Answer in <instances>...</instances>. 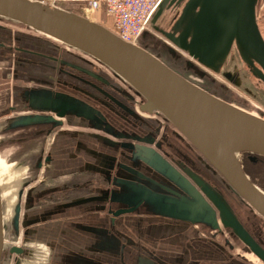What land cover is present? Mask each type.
Masks as SVG:
<instances>
[{
    "label": "water",
    "instance_id": "obj_1",
    "mask_svg": "<svg viewBox=\"0 0 264 264\" xmlns=\"http://www.w3.org/2000/svg\"><path fill=\"white\" fill-rule=\"evenodd\" d=\"M168 1L131 44L71 1L0 0L2 78L21 83L3 115L23 112L3 133L67 126L57 142L72 133L74 161L58 169L57 149L49 171L43 149L33 163L42 185L24 195L33 180L22 182L9 226L0 189V264H264V191L240 162L264 157V118L207 72L220 74L235 48L264 79L259 0H186L165 31ZM72 173L91 176L88 195L39 204L66 191L49 180ZM101 230L98 243L120 237L134 255L105 254Z\"/></svg>",
    "mask_w": 264,
    "mask_h": 264
},
{
    "label": "rangeland",
    "instance_id": "obj_2",
    "mask_svg": "<svg viewBox=\"0 0 264 264\" xmlns=\"http://www.w3.org/2000/svg\"><path fill=\"white\" fill-rule=\"evenodd\" d=\"M68 7L76 11L77 13L83 14L84 16H85L84 13L87 12L88 10L95 11V9H92L90 6L84 3L80 5L68 3ZM174 16H175L174 11L173 12L166 11L162 15V17H160V19L158 20L157 26L165 31H168ZM261 18L264 20V15H261ZM89 19L104 26L105 28L115 33L113 23L106 16L103 8L98 9V12L94 14V17H90ZM157 36H159L160 38H164L160 36L159 34H157ZM236 59H237V56L235 55L234 60ZM238 62L242 64V61L241 59H239V57H238ZM240 70L242 71L240 72V74L242 75L238 74L239 78L241 79V84L239 87H235L234 85L228 83L224 78H222L221 76H218L219 74L210 72L208 70L207 72L210 74V77L213 79L214 83L218 82V84L226 88L228 93H232V96L229 95V97L231 98V101L234 105H236L237 107L249 113L255 114L257 116L262 114V117L264 118V85L260 83L256 78L252 77L248 69L245 66H240ZM1 72L2 70L0 69V97L1 96L5 97V99L3 101H0V108H2V106L4 107L7 105V104L6 105L3 104L5 100H6V103H8L11 106L10 91L11 89L15 90V88L21 85V83H16L14 81L9 82L6 78L3 79L2 78L3 75ZM213 86H216V85H213ZM22 114L23 112L21 111V113L19 112V114H16V115L11 114V113L8 115H3V114L0 115V189L2 192V199L4 203V208H5L4 209V220H6L5 218H7L8 214L10 213L9 209L11 208V206L15 207V205L18 202V197L22 189L21 187L22 182H24L25 180H33V178L35 177L36 170L35 168H33V163H35L41 151L45 149V153H43L42 156L44 157L51 156L52 162H54V151L57 149L60 150V146L64 147L65 141H67L68 137L72 136V133L68 132V134L64 136V138H62L61 142L59 143L57 142V138L59 136H62V134L60 135V133L65 129H69L67 126H65V128H62L59 135L56 136L55 140L53 141L52 146L50 147L51 149H49L48 145L51 140V137L56 131L60 130L59 128H56L55 130H53L51 134L48 136V138L45 132L48 131L49 127H44V126L29 128L26 130H20L16 132H7L6 134H4L3 133L4 128H7V126L1 127V124L7 119V117H10V116L15 117V116H20ZM40 132L42 133L41 135L38 136L37 134ZM26 134H29V135H26ZM31 136L32 138L33 137H37V138L32 141L28 140V138H30ZM21 138H24L21 140L24 143L18 141ZM11 141H14L13 144L11 143ZM45 142H46V145H45ZM50 152H53V154H51ZM27 157L29 158L27 160L28 165L27 166L25 165L26 166L25 168H17L18 165H21V163L25 162ZM56 158L58 160L61 159L59 155H57ZM54 166L55 165H53L51 168H53ZM42 172L44 171L42 170ZM261 174L264 176V172H261ZM47 175L50 176V174H47ZM54 179L56 178L49 180L46 184H49ZM37 185L41 186L42 184L39 183V181H37L33 185H30L27 188V191H24L25 192L24 195H27V193L30 192V189L33 187L35 188ZM51 188H54V187H51ZM37 190L35 192H37ZM25 197L26 196H24V199ZM44 200H45L44 202H40V203L38 202V203L39 204H44V203L53 204L54 203V202H46L47 200H50L48 198ZM22 239L21 238L19 239L21 243H23Z\"/></svg>",
    "mask_w": 264,
    "mask_h": 264
},
{
    "label": "flooded vegetation",
    "instance_id": "obj_3",
    "mask_svg": "<svg viewBox=\"0 0 264 264\" xmlns=\"http://www.w3.org/2000/svg\"><path fill=\"white\" fill-rule=\"evenodd\" d=\"M185 1L186 0H169L168 1V4L165 10L163 11L162 15L166 11L175 12V16L171 22V25L168 31H170L172 27L174 26V23L176 22V19L178 18L181 12V7ZM162 15L160 17H162ZM261 15H264V0H259L257 7H256L257 25L264 39V20L261 18ZM235 55L237 56L236 60H234ZM238 57H239L238 52L234 48L231 54L229 55L228 59L226 60L224 66L222 67L221 73L218 75L224 78L228 83L234 85L235 87H239L241 84V79L238 76V74L242 75L240 74V72H242L240 70V66H245L247 68V66L243 63L242 60H241L242 64L238 62ZM248 71L252 77L256 78L249 69ZM262 76L264 77V74H262ZM256 79L264 85V79L263 80H260L258 78ZM13 92L14 90L11 89L10 91L11 104L13 103V98H14ZM4 99L5 97H2V96L0 97V101H3ZM3 104L8 105V103H6V100L5 102H3ZM6 111H7L6 106L4 107L2 106V108H0V115L6 114L7 113ZM240 162H241V165L243 167L245 174L248 176L250 181L254 185H256L257 187H259L260 189L264 191V176L261 174V172H264V166L261 165L262 163H264V159H262V157H258L257 155H252V154L247 153L246 155L242 154L240 156ZM89 180H91V176L85 173H72L69 175H63V176L57 177L56 179L52 180L49 184H46V187L50 189H52L51 187H54V188L62 187V189H66V191H62L58 194H53L51 199L47 200L46 202L56 203V202L67 201L70 199L88 195L89 190L85 188L82 185V183H86Z\"/></svg>",
    "mask_w": 264,
    "mask_h": 264
},
{
    "label": "built area",
    "instance_id": "obj_4",
    "mask_svg": "<svg viewBox=\"0 0 264 264\" xmlns=\"http://www.w3.org/2000/svg\"><path fill=\"white\" fill-rule=\"evenodd\" d=\"M53 3L70 0H43ZM82 1L92 9L103 8L112 21L115 34L126 43H135L152 30V20L164 0H73Z\"/></svg>",
    "mask_w": 264,
    "mask_h": 264
},
{
    "label": "crops",
    "instance_id": "obj_5",
    "mask_svg": "<svg viewBox=\"0 0 264 264\" xmlns=\"http://www.w3.org/2000/svg\"><path fill=\"white\" fill-rule=\"evenodd\" d=\"M70 1L73 2L74 4H77V5L83 4L82 1H80V2L79 1H73V0H70ZM96 12H98V9H95V11H93V14H92L91 17H94V14ZM58 132H60V130L56 131L53 134V136L51 137V140H50L49 145H48L49 149H51L50 147L52 146L53 141L55 140L56 136H58L57 135ZM60 150L63 152L64 158H65V156L67 158V161H66L67 164L65 166L59 167L60 163L54 161V162L51 163V165H49L50 166V167H48L49 171H51V167L53 165L59 167L58 169H61L62 167H67V166L73 164L74 161L70 160L68 158V155L71 156L72 153H73L72 149L69 146H64V147L60 146ZM31 185H33V183ZM13 211H14V206H11V208L9 209L10 213L8 214V216L6 218V222H7L8 226H9V224H10L12 218H13V214H14ZM105 230H107V229H105ZM105 230L98 231L96 234L93 235V238L95 240V244H94L95 246L98 245V247L107 255H112V254H117V255H122V256L134 255V254H129V253L133 252V250H127L126 248H122V245L128 246V244H125L127 241H125V240L123 241L122 239H120V237L115 239L117 243L112 249H111L110 246L107 245V243H104L102 245L100 243H98L97 241L100 239L101 234ZM37 250H38V260L37 261L41 262L43 260H46L47 257H48L47 249L45 247H42V246H37ZM40 255H42V256L40 257ZM82 263L83 262H78V264H82ZM28 264H32V263H28Z\"/></svg>",
    "mask_w": 264,
    "mask_h": 264
},
{
    "label": "bare ground",
    "instance_id": "obj_6",
    "mask_svg": "<svg viewBox=\"0 0 264 264\" xmlns=\"http://www.w3.org/2000/svg\"><path fill=\"white\" fill-rule=\"evenodd\" d=\"M84 14H85V16L89 19V18L92 16L93 11L88 10V11L85 12ZM91 21H92V20H91ZM44 127H49V128H48V131L45 132L46 135H48V136L51 134V132H52L53 130L56 129V127L53 126V125L44 126ZM64 127H65V126H64ZM64 127H57V128H59L60 131H61V129L64 128ZM41 133H42V132L38 133L37 135L39 136V135H41ZM48 136H47V138H48ZM46 141H47V140H46ZM45 145H46V142H45ZM44 153H45V151H44ZM50 153L53 154V152H50ZM51 154H50V155H51ZM43 157H44V156H43ZM45 157H49V158L51 159V156H45ZM28 159H29V158L27 157L26 160H25V162L21 163V165H18L17 168H25V167L28 165V161H27ZM49 161H50V160H49ZM41 162H45V160H43V161H41ZM51 162H52V159H51ZM40 164H41V163H38V165H40ZM25 165H26V166H25ZM15 169H16V168H15ZM35 170H37V169H35ZM36 176H38L37 173H36L35 177L33 178V182H32L33 184H34L35 182L38 181L37 178H36ZM30 181H31V180H30ZM32 183H31V184H32ZM31 184H30V185H31ZM30 185H29V186H30ZM29 186H28V187H29ZM24 191H25V190H24ZM5 219H6V218H5ZM4 223H5L6 226H8L6 220H4ZM25 263H26V262H25ZM25 263H24V264H25ZM28 263H29V262H27L26 264H28Z\"/></svg>",
    "mask_w": 264,
    "mask_h": 264
},
{
    "label": "trees",
    "instance_id": "obj_7",
    "mask_svg": "<svg viewBox=\"0 0 264 264\" xmlns=\"http://www.w3.org/2000/svg\"><path fill=\"white\" fill-rule=\"evenodd\" d=\"M247 153H244L243 155H246ZM258 157H262V156H258ZM262 159H264V157H262ZM262 166H264V163L261 164Z\"/></svg>",
    "mask_w": 264,
    "mask_h": 264
}]
</instances>
